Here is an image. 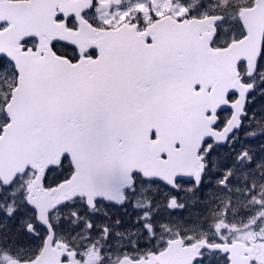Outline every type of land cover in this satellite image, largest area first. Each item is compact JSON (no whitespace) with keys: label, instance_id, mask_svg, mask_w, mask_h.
I'll use <instances>...</instances> for the list:
<instances>
[{"label":"snow or ice","instance_id":"1","mask_svg":"<svg viewBox=\"0 0 264 264\" xmlns=\"http://www.w3.org/2000/svg\"><path fill=\"white\" fill-rule=\"evenodd\" d=\"M102 2L89 0L87 7L75 11L74 0H0V170L16 169L10 180L0 176V197L17 205L0 212L9 220L20 214L14 220L17 237L40 239L37 229L42 227L48 234L43 237L46 241L53 232L52 223L41 221L38 205L31 199L34 189L55 196L58 190L80 187L101 167L119 166L125 178L159 181L160 177L149 176L145 168L151 163L164 167L180 163L187 134L195 127L189 106L202 109L208 122L209 131L201 136L196 150L206 160L217 147L234 149L248 106L257 94L264 98V44L254 65L247 58L237 59L238 83L226 87L223 101L213 106L215 85L187 37L179 35L170 44L147 28L141 29L142 22L135 17H128L140 32V40L130 46L120 35L121 25L89 16L100 11ZM152 12L155 22H160L161 12L155 8ZM177 23L189 21L180 18ZM231 48L218 50L225 61L238 55ZM55 148L60 149L59 160L41 167L39 158ZM245 156L242 152L237 160ZM177 178L183 175L178 172ZM163 182L179 191L174 182ZM194 183L198 188L199 176ZM134 185L135 179L132 185H122V190L134 193ZM78 201L93 214L97 202L113 203L102 193L87 196L72 191L50 212L75 207ZM126 202L131 201L125 197L116 205L126 211ZM173 204L174 198L169 206ZM25 208L35 214L34 223L24 215ZM149 218L145 213L134 222ZM55 226L60 227L59 222ZM85 227L91 232L92 222L87 221ZM143 227L152 230L150 224ZM101 231L107 233L108 228ZM195 243L191 236L169 240L167 250L147 258L151 264H181L173 259L174 250H187ZM216 250L204 242L191 260L218 264L211 258ZM223 251L232 264L231 253L226 248Z\"/></svg>","mask_w":264,"mask_h":264},{"label":"flooded vegetation","instance_id":"2","mask_svg":"<svg viewBox=\"0 0 264 264\" xmlns=\"http://www.w3.org/2000/svg\"><path fill=\"white\" fill-rule=\"evenodd\" d=\"M79 1L74 0L77 7L72 10L79 11L82 8V5L78 3ZM194 4L195 6L192 7L196 8L184 17H176L174 11L170 9L159 8L161 19L174 18L178 21V19L183 18L191 20L205 18L214 13H222V11H210L208 7V11L200 15L195 11L208 5L201 0H196ZM153 8H155L153 0L150 3L149 0H103L100 11L91 12L89 16L99 20L110 19L112 23L121 25L120 30H123L124 34L128 33L129 36L128 39L123 40L130 46H135L140 40V32L135 24L126 18L135 17L137 21L142 22L140 24L141 29H148L156 21L152 12ZM240 25L244 30L241 20ZM95 27H99V23ZM219 32L220 30L217 29V33L211 42L213 49H222L230 44H220L219 39H216ZM245 35L244 30V35H241V38ZM167 40L170 44H175L172 39ZM243 121L234 149L217 147L211 157L206 160L201 159L204 172L198 188L195 186L194 176L189 180H177L175 186L179 191L173 190L161 181L131 176V180L125 183L132 185L133 179H135V192L122 190L118 198L120 201L127 197V200L131 201L125 203L126 211L117 207L116 202L108 204L97 202V210L93 214L88 211L83 203L78 201L75 207L59 208L55 213L50 212L49 223H52L53 226L52 247L58 257L55 263H144L149 261L147 257H151L153 254L159 256L161 252L167 250L169 240L175 241L191 236L196 243H217L220 241L209 238V235L207 238L201 237L200 234L195 235L194 222L197 220L196 218H199L198 216L203 218V213L206 217L211 215L215 218L218 211L228 210L232 217H236V223L239 221L244 223L250 220L253 224L251 236L247 239L237 238L232 242L227 239L223 243L241 242L240 247L243 251L245 250L243 256L249 257L250 264H264V248L261 245L258 246V242L264 237V218L261 216L264 214V134H262L264 133V98H261L259 94H257L255 102L248 106V117L243 118ZM246 123L250 125L249 134L255 133L256 135H242ZM242 152H246L247 156L238 161L237 156ZM247 157H251V160L249 161ZM225 165L230 167L226 168ZM57 174L53 173V176ZM232 186L239 188V190H234ZM4 191L7 192L8 189ZM186 192H188V196ZM173 198L175 204L170 207ZM15 199L19 202L20 197L17 196ZM16 206L15 204L13 208ZM206 206H208V210L203 212ZM211 207L216 209L212 210ZM198 210H200L199 214ZM211 210L213 213H210ZM145 213L148 214L149 219H145L141 223L134 222L136 217L143 216ZM258 213L260 214L258 215ZM24 215L29 222L34 223V213L25 208ZM18 219H20L19 213L13 220H9L10 229L0 231L2 245L7 248L6 251L10 252L11 255V259L5 264L33 262L34 258L37 259L40 256L46 244L43 237L48 234L42 227L37 229L41 234L40 239L25 235L17 237L14 220ZM3 220L8 225V221ZM87 221H91L93 224L91 232L85 227ZM199 221L206 223L203 219ZM56 222H59L60 227L55 226ZM160 223L168 225L167 233L160 230ZM211 223L209 224L212 225ZM144 224H150L152 230L150 232L145 231ZM209 224L207 226L210 228ZM104 227L108 228L107 233L101 231ZM105 236L107 239L104 238ZM185 243H187L186 239ZM22 245L24 246L23 251H21ZM117 248H120L121 253L115 259ZM95 252H101L103 257H92ZM215 253L226 258L228 255L213 251L211 256ZM137 256L145 257V259L138 260L135 258Z\"/></svg>","mask_w":264,"mask_h":264},{"label":"water","instance_id":"3","mask_svg":"<svg viewBox=\"0 0 264 264\" xmlns=\"http://www.w3.org/2000/svg\"><path fill=\"white\" fill-rule=\"evenodd\" d=\"M88 2L89 0H80L78 3H80L83 8L87 7ZM239 16L246 35L243 37V40L241 38L229 44L232 45L230 51H235L238 55L229 57L226 61L223 57V53L218 50H229V45L222 49H213L211 47V42L217 33L216 24L223 20V16H208L201 19L194 18L187 20L189 23L183 25L178 24L177 20L174 18H163L160 22H155L148 27V30L154 35H157L158 39H172L175 42L179 35L183 34L187 37L188 41L193 45L194 55L200 63L207 67L210 82L215 85L216 90L212 94L213 106L223 101V91L226 87L238 83L236 77L238 67L237 59L242 57L247 58L248 63L254 65L256 63L257 54L260 53L262 44H264V3H261L260 0H255L252 7L242 8L239 12ZM127 34H124V31L120 30V35L123 39L129 38ZM188 111L193 118L195 127L187 134L185 149L180 163L174 167H164L159 164L151 163L145 168L149 176L160 177L161 179L159 181L161 182L167 180L170 184L172 182L175 183L179 179L189 180L192 176H194V180L199 176L201 181L204 165L198 157L196 150L200 145L201 136L209 131L208 122L202 109L196 106H189ZM235 123L236 119L232 121L233 125ZM223 135H226V133L221 134V139ZM59 155V148L46 150L39 158L41 167L50 162L58 161ZM78 162L80 161L78 160ZM15 170V168L11 170H0V176H3L5 180H10ZM178 172L183 175V178H177ZM130 180L131 175L125 178V173L119 166L110 169L101 167L93 171L89 179L78 188L65 189L63 191L58 190L55 196L34 189L35 195H33L31 199L38 205L41 221L49 223L50 209H52L58 201L71 195L72 191H83L87 196H95L97 193H102L113 202H117L121 195L122 185ZM52 239L53 233H51L46 240L43 251L36 259V264H58L55 263L58 257L52 247ZM203 243L204 242L196 243L194 247L187 250L177 247L174 250L173 259H178L181 264H194L195 262L191 260V257L197 254V249ZM210 244L211 247L218 249L216 251L225 254L228 253L224 252L223 249H228V252H230L232 256V264L251 263L249 257L243 256L245 250L243 251L240 247L242 243L239 241L233 243ZM25 264H33V262ZM135 264H151V262H137Z\"/></svg>","mask_w":264,"mask_h":264},{"label":"rangeland","instance_id":"4","mask_svg":"<svg viewBox=\"0 0 264 264\" xmlns=\"http://www.w3.org/2000/svg\"><path fill=\"white\" fill-rule=\"evenodd\" d=\"M195 1L196 0H153L155 8L157 11L161 12L159 8L161 9H170L174 11V15L176 17H184L186 14L189 15L190 11L195 9ZM203 3H206L208 6H204L202 8H199L195 11V13H199L200 15L206 13L208 11V7L210 11L213 12H219L222 11V13H214L211 16H224L225 18L216 24V29L220 30L219 32V42L220 44H228L231 43L234 40L241 39V35H244V30L241 28L240 25V16L239 12L242 8L252 7L254 4V0H201ZM169 2L172 4H169ZM194 4V5H193ZM243 32L241 35L240 33ZM221 33V34H220ZM2 90V89H0ZM251 131L249 123H246L244 127V131L242 132V135H249V132ZM27 179V178H26ZM31 180H28V183ZM233 189L239 190V188L232 186ZM148 191V190H147ZM186 195L188 196V192H186ZM229 198V197H228ZM15 204L12 203L8 198L0 197V209H3L4 211H7V208L9 206L13 207ZM260 207V206H259ZM211 209H216L212 208ZM208 210V206L203 210L205 212ZM212 210L210 213H213ZM218 211V209H217ZM200 213V210H198V214ZM260 213H258L259 215ZM257 215V216H258ZM215 218L213 216L206 217V215L203 213V218L198 216L199 218H196L197 220L194 222V234H200L201 237L207 238L209 235V238H213V240L220 241L221 243L226 242L227 239H230L229 242H232V240H236L237 238H248L251 236V226L253 222L250 220L245 221L244 223L235 222L236 217L231 216L228 210H220L215 214ZM262 218H264V214H261ZM0 218H3L8 221V225H10V221L7 217L3 215V212H0ZM205 218V219H204ZM203 219L204 222L199 221ZM234 219V220H232ZM72 220V219H71ZM231 221V222H230ZM212 222V223H211ZM0 223H3L0 221ZM211 223L212 225H210ZM241 223V224H240ZM207 224L210 225L207 226ZM160 230L163 233L168 232V225H163L160 223ZM0 231H4L3 228H0ZM263 231V230H262ZM205 236V237H204ZM1 237V236H0ZM2 239H0V264H5L10 258V252L6 251L7 248L2 245ZM217 242V243H220ZM262 246L264 248V237L260 239L258 242V246ZM116 256L115 259L118 258L119 254L121 253L120 248H117L116 250ZM99 253V254H98ZM99 256L103 257L101 252H95L92 257ZM213 261H217L218 264H228V260L226 257L218 255V253H215L211 256Z\"/></svg>","mask_w":264,"mask_h":264},{"label":"trees","instance_id":"5","mask_svg":"<svg viewBox=\"0 0 264 264\" xmlns=\"http://www.w3.org/2000/svg\"><path fill=\"white\" fill-rule=\"evenodd\" d=\"M64 167H67V165H64ZM0 221L3 222V223H0V228L2 227L3 230H8V229H10V226L6 224V222L3 220V218H0Z\"/></svg>","mask_w":264,"mask_h":264}]
</instances>
